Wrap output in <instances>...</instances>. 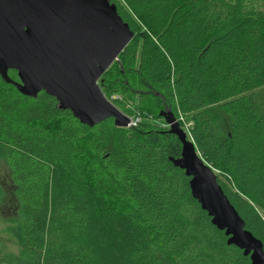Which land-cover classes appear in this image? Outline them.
<instances>
[{"label":"trees","instance_id":"trees-1","mask_svg":"<svg viewBox=\"0 0 264 264\" xmlns=\"http://www.w3.org/2000/svg\"><path fill=\"white\" fill-rule=\"evenodd\" d=\"M109 1L133 38L101 76L103 91L120 110L132 102L160 120L162 107L189 118L188 139L264 248V0ZM181 147L168 125L88 127L0 75L10 183L0 204L16 207L6 222L15 250L0 264H250L170 161Z\"/></svg>","mask_w":264,"mask_h":264},{"label":"water","instance_id":"water-1","mask_svg":"<svg viewBox=\"0 0 264 264\" xmlns=\"http://www.w3.org/2000/svg\"><path fill=\"white\" fill-rule=\"evenodd\" d=\"M132 38L109 0H0L1 77L28 97L44 91L55 98L59 110H69L88 127L109 118L116 127L130 126V118L106 99L98 81L119 62ZM9 70L17 72L19 82L8 78ZM159 116L182 145L180 157L170 161L189 178L191 195L211 224L228 237L227 245L249 257L250 264H264L262 242L245 229L214 170L169 109Z\"/></svg>","mask_w":264,"mask_h":264},{"label":"rangeland","instance_id":"rangeland-1","mask_svg":"<svg viewBox=\"0 0 264 264\" xmlns=\"http://www.w3.org/2000/svg\"><path fill=\"white\" fill-rule=\"evenodd\" d=\"M120 64L119 62H116L115 65ZM100 80V79H99ZM98 85L100 89L103 91V87L100 84V81H98ZM104 96L108 101H110L114 105V99L117 97L111 96L108 97V94L103 91ZM156 96V95H155ZM160 98L159 96H157ZM115 106V105H114ZM119 109V108H118ZM120 110V109H119ZM165 107H162L161 111H164ZM124 115L130 118V126L129 127H134L137 125H141L142 123H150V124H155L158 126L164 127L167 124L165 121L162 119L160 120L159 118L148 115L143 112V110L139 109L135 103L128 102L127 106L125 109L120 110ZM128 111V112H127ZM211 112L212 116L220 123V124H226L227 123V115L223 111V109L220 108L219 105L215 104L211 106ZM176 121L178 122L179 126L187 132L188 127L192 125V121L184 116H179ZM126 127V128H129ZM216 174V172H215ZM7 169L5 167V164L3 163L2 160H0V183L2 186L6 189L9 190L8 185L10 184L8 181L7 177ZM217 175V174H216ZM16 219V207L11 200L4 201L3 204H0V254L3 252H6L7 250H15V245L13 242L9 240L8 237H13L15 236L16 232L14 231L13 228H8V221Z\"/></svg>","mask_w":264,"mask_h":264}]
</instances>
